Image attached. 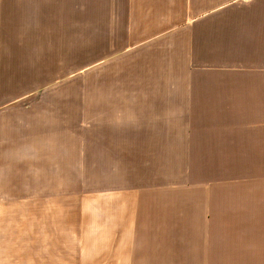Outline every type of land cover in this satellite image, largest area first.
I'll return each mask as SVG.
<instances>
[{
    "label": "crops",
    "instance_id": "obj_1",
    "mask_svg": "<svg viewBox=\"0 0 264 264\" xmlns=\"http://www.w3.org/2000/svg\"><path fill=\"white\" fill-rule=\"evenodd\" d=\"M81 66L147 184L81 194ZM0 264H264V0H0Z\"/></svg>",
    "mask_w": 264,
    "mask_h": 264
},
{
    "label": "rangeland",
    "instance_id": "obj_2",
    "mask_svg": "<svg viewBox=\"0 0 264 264\" xmlns=\"http://www.w3.org/2000/svg\"><path fill=\"white\" fill-rule=\"evenodd\" d=\"M110 73L111 72L109 71V74ZM113 82L111 79L108 80L109 89L113 88ZM96 83H98L97 80H96ZM93 84H95V80H93ZM88 86L89 84H88L86 66H81L79 115L77 116L75 113L73 114L74 120L76 119L75 117H79V121H80L79 186H80L81 194L88 192L90 187H105V186H111V185L131 186L134 183H140V181H143L142 179H144V181L141 182L140 184H147V181L145 180V176H144L145 173L142 172L140 168L137 169V167H139L137 163L133 161H127L129 159L128 157H125V162L123 161L124 163H122V166H121L122 168H119L118 167L119 165H117V169L114 170L111 168V170L108 173H105V175L102 174V172L100 171H103L106 165L108 166V168H110V165H111L110 163L106 165H104L103 163H98V158L94 156H93V161L89 162V159L87 157V153L89 150V143H90L89 142V130L87 126L89 121H92L93 123L114 122V121H118L119 118H118V114L113 112L114 110H112V112L109 111L106 114H100L97 108L96 110H93L92 113L88 112V100H89ZM95 87H96V84H95ZM97 99H98L97 97L92 98L93 102L95 103H97ZM118 99L119 97H117V100ZM140 102L141 103L139 105H143V107L147 104L146 98H142ZM130 104H131L130 102L126 103V107L130 108L129 106ZM125 117H128V116H125ZM175 119L176 120L180 119V121L182 122V116H177V118H171L170 122H175L176 121ZM58 121L70 122L71 115L65 114L64 116H59ZM234 129H236V126H234ZM95 131H93L92 135L97 145L98 137L95 136L94 132L98 134V130H95ZM248 136L249 135L246 136L247 139H248ZM139 147L140 146L136 147L134 144H132V150L134 151L139 150ZM228 149H231V148H218L219 152L222 153L223 155L224 161L226 160L228 153H230L231 151V150L228 151ZM92 150H93V153L97 152V147L93 146ZM177 150H178L177 148H172V153L176 154ZM238 150L242 152L241 154L242 159L245 158L247 161H250V159L254 157V148L248 146V141H247V146H244L243 148H239ZM141 153H143L142 160L145 161L147 159L145 155L146 149L141 148ZM181 165L182 164H179L180 168H178L175 171L174 178L172 177L173 174H170L169 177L167 178L166 182L168 185L175 186L176 184H183V169ZM224 169H231V165L229 166L225 165ZM116 172H121V173H116Z\"/></svg>",
    "mask_w": 264,
    "mask_h": 264
}]
</instances>
